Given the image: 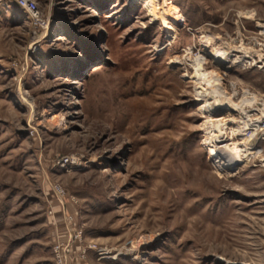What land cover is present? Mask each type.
<instances>
[{"label": "rangeland", "instance_id": "obj_1", "mask_svg": "<svg viewBox=\"0 0 264 264\" xmlns=\"http://www.w3.org/2000/svg\"><path fill=\"white\" fill-rule=\"evenodd\" d=\"M36 1L0 0V264H264V140L213 163L188 60L251 50L205 65L262 109L264 0Z\"/></svg>", "mask_w": 264, "mask_h": 264}, {"label": "bare ground", "instance_id": "obj_2", "mask_svg": "<svg viewBox=\"0 0 264 264\" xmlns=\"http://www.w3.org/2000/svg\"><path fill=\"white\" fill-rule=\"evenodd\" d=\"M250 13L251 12H246V14ZM165 14L167 13L165 12ZM173 16L175 18L180 17L174 14ZM261 27V33L263 34L264 24H261ZM205 38L207 39L204 42H201V46L205 52H198L195 56L189 57L188 59L190 60L191 66L193 67L191 79L195 82L194 93L197 97V100H199V106L197 110L202 114L201 116L203 118V121L200 123L202 129L205 130L202 143L208 149L209 157L211 160H213V163H215L216 166L219 165L222 166V168L230 169L236 165H239L241 162H245L251 155L262 153L260 149L253 152L254 148H250V144H247L244 140V136L247 134V129L253 122L251 111L257 110L254 107L257 106L258 98L255 93L250 92L251 90H244L243 98L239 102L235 101L233 96L236 95L238 90L234 88L233 94L229 93L225 86L223 73L216 68L209 69V66L205 64L207 63V58L210 56L212 59L211 61L213 63L215 62V64L218 66V68H221V70L228 69L230 67L228 64L231 62L234 64H239V62H247L244 61L246 58H250L255 62L258 61H256L254 59V55L249 52L251 50H246L245 47H242V45L239 47L241 49L235 50L237 52L243 53L238 55L237 53H233L234 50H229V46L225 45L224 42L218 43L214 40V37L210 36H206L204 39ZM190 51L192 52L191 49ZM233 56L235 57L233 58ZM177 60L181 61V59ZM186 74L189 73L187 72ZM225 76H227V74ZM230 85H233L234 87L236 84L233 82ZM250 108L253 109L250 110ZM226 110V115L218 116V114ZM234 111L240 113L239 119L236 117L234 118V116L230 117V115L233 114L230 112ZM249 120H251L250 123ZM48 122L49 126L53 128L63 129L65 126L64 122L58 119L57 114H53ZM240 136L243 138V140L238 141L239 139H237L232 141L234 138H238Z\"/></svg>", "mask_w": 264, "mask_h": 264}, {"label": "built area", "instance_id": "obj_3", "mask_svg": "<svg viewBox=\"0 0 264 264\" xmlns=\"http://www.w3.org/2000/svg\"><path fill=\"white\" fill-rule=\"evenodd\" d=\"M17 3L19 4V6L26 9L31 14L33 21L35 22L42 21V16L39 11V4L36 0H17ZM259 104L263 106V108L262 109L258 108L257 110H254L256 111L255 113L251 112V117L253 118V122L251 123V125H249L247 129V134L245 135V138L248 139L249 141H252L254 139L264 140V103H259ZM250 122L251 120H249V123ZM69 161H70L69 158L65 159V163ZM53 191L56 198L63 203L64 202L63 200H65V196H66L65 189L60 185H56L53 186ZM68 217L69 216H65L66 218L65 220L69 221L72 219V216H70L69 218ZM54 253L55 256L57 257L55 264H67L68 255L65 251H62V248H60V246H54ZM100 253L103 256L111 254V252L107 249L100 250Z\"/></svg>", "mask_w": 264, "mask_h": 264}]
</instances>
